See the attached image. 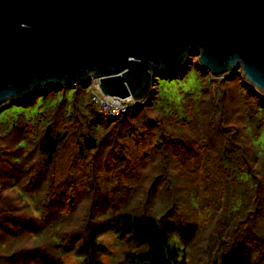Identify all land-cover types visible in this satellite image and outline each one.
<instances>
[{
	"label": "trees",
	"instance_id": "obj_1",
	"mask_svg": "<svg viewBox=\"0 0 264 264\" xmlns=\"http://www.w3.org/2000/svg\"><path fill=\"white\" fill-rule=\"evenodd\" d=\"M213 81L190 64L112 120L89 84L2 108L0 264H103L109 232L114 264H264V95Z\"/></svg>",
	"mask_w": 264,
	"mask_h": 264
},
{
	"label": "water",
	"instance_id": "obj_2",
	"mask_svg": "<svg viewBox=\"0 0 264 264\" xmlns=\"http://www.w3.org/2000/svg\"><path fill=\"white\" fill-rule=\"evenodd\" d=\"M191 55L264 95V0H0V110L89 80L143 102Z\"/></svg>",
	"mask_w": 264,
	"mask_h": 264
},
{
	"label": "built area",
	"instance_id": "obj_3",
	"mask_svg": "<svg viewBox=\"0 0 264 264\" xmlns=\"http://www.w3.org/2000/svg\"><path fill=\"white\" fill-rule=\"evenodd\" d=\"M83 84H89L91 100L96 106L97 112L107 120L117 119L126 112L143 106L145 102H134L131 98L104 97L100 94L98 83L94 80L85 81Z\"/></svg>",
	"mask_w": 264,
	"mask_h": 264
},
{
	"label": "rangeland",
	"instance_id": "obj_4",
	"mask_svg": "<svg viewBox=\"0 0 264 264\" xmlns=\"http://www.w3.org/2000/svg\"><path fill=\"white\" fill-rule=\"evenodd\" d=\"M196 63H199L198 62V58L195 56V55H191L190 57H188L186 59V62H185V65L183 66V69L181 71L184 70L185 66H188L191 64V66L195 65ZM180 71V72H181ZM238 72V71H236ZM236 72H232V73H236ZM230 73V74H232ZM212 80H214L213 84L217 85V81H221L225 78H222V79H217V78H213L211 76ZM177 80H173V81H170L168 82V85L169 84H175ZM165 83V80L163 81ZM185 86V85H184ZM180 87H183L182 85ZM155 87H152V89H154ZM172 91V93H175V91H178V88L176 90H173V88L170 90V92ZM90 92V91H89ZM168 95V93H167ZM173 96V95H172ZM151 100V96L149 95L146 100H145V104H148ZM18 111V109H15V111ZM4 113L0 114V118L4 117ZM99 240L101 241V243L106 247L107 249V253L106 255H103L102 256V263L103 264H114V261H115V257L117 255V253L124 247V243L113 233L109 232V233H105L103 234L101 237H99ZM74 259L71 258V259H67L65 264H74L73 263Z\"/></svg>",
	"mask_w": 264,
	"mask_h": 264
}]
</instances>
